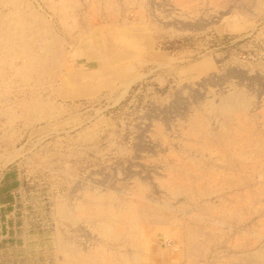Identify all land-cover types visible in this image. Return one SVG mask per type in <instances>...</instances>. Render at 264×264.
Segmentation results:
<instances>
[{"label": "rangeland", "instance_id": "1", "mask_svg": "<svg viewBox=\"0 0 264 264\" xmlns=\"http://www.w3.org/2000/svg\"><path fill=\"white\" fill-rule=\"evenodd\" d=\"M0 264H264V0H0Z\"/></svg>", "mask_w": 264, "mask_h": 264}]
</instances>
